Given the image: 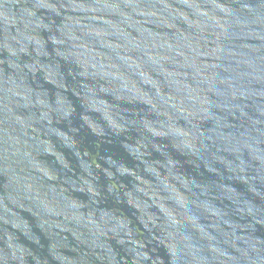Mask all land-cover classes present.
<instances>
[{
	"label": "water",
	"instance_id": "95a60500",
	"mask_svg": "<svg viewBox=\"0 0 264 264\" xmlns=\"http://www.w3.org/2000/svg\"><path fill=\"white\" fill-rule=\"evenodd\" d=\"M0 264H264V0H0Z\"/></svg>",
	"mask_w": 264,
	"mask_h": 264
}]
</instances>
